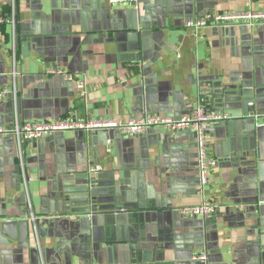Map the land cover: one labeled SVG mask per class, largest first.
Masks as SVG:
<instances>
[{"label": "crops", "instance_id": "obj_1", "mask_svg": "<svg viewBox=\"0 0 264 264\" xmlns=\"http://www.w3.org/2000/svg\"><path fill=\"white\" fill-rule=\"evenodd\" d=\"M12 1L0 0V17L11 15ZM139 2L136 11L109 0H15V33L12 23L0 24V92L8 91L0 98V127L68 116L178 119L219 82L264 89V21L185 26L209 12L263 13L264 0ZM55 67L84 79L86 96L48 73ZM261 110L247 120L227 115L218 125L209 148L218 167L203 193L194 133L180 140L156 128L124 137L117 130L67 131L21 145L0 135V264H264ZM255 163L258 183L249 177ZM86 172L123 175L152 205L143 212L116 208L95 220L59 212V194ZM208 200L214 214L181 212ZM140 247L147 261L137 257ZM202 255L206 261L194 259Z\"/></svg>", "mask_w": 264, "mask_h": 264}, {"label": "built area", "instance_id": "obj_2", "mask_svg": "<svg viewBox=\"0 0 264 264\" xmlns=\"http://www.w3.org/2000/svg\"><path fill=\"white\" fill-rule=\"evenodd\" d=\"M112 5H128L132 6L136 11L140 9L139 0H109ZM11 15L0 17V24L12 23L13 31L16 28V6L15 0L12 1ZM264 21L263 13L254 12H209L206 15L194 16L185 22L188 29H202L207 27H222L230 26L235 23H249ZM15 39V34H14ZM16 42H13V50L15 53ZM49 74L62 75L66 81L77 85L79 94L82 98L86 96V81L79 78L73 73L55 67L48 70ZM8 91L0 92V98H3ZM210 90L204 89L199 99V104L193 112L182 116L180 119H175L159 114L145 115L137 119H131L127 123H121L117 119L108 120H93V119H73L70 116L63 117L55 121H34L29 123H19L13 127H0V135H12L18 141V145L25 140H41L49 135L67 132V131H96V130H118L123 135L133 136L145 133L151 128L165 129L169 132L181 130H190L196 134L197 142V160H198V178L200 193L204 192L212 180V173L218 167V159L212 157L209 153L210 142L218 125L226 120L227 115L214 111L209 104ZM253 105V103H251ZM22 161V154H21ZM95 171H100L101 167L96 166ZM25 177L27 184L28 180ZM125 211V210H122ZM216 206L214 202L204 201L202 205L183 209L181 212L185 215L204 216L214 214ZM119 214V212H116ZM196 260L206 261L207 257L202 255L195 257Z\"/></svg>", "mask_w": 264, "mask_h": 264}, {"label": "water", "instance_id": "obj_3", "mask_svg": "<svg viewBox=\"0 0 264 264\" xmlns=\"http://www.w3.org/2000/svg\"><path fill=\"white\" fill-rule=\"evenodd\" d=\"M206 14L207 13L200 14V16ZM263 95L264 89H260L259 87H250V84H245V86H243L242 84L238 86L234 83L219 82L214 86L213 89L211 88L210 90L209 104L210 107L218 113L225 114L234 118L243 117L245 118V120H247L249 118H256L255 116L261 113V108L264 107V105H262L264 103ZM251 103H253V105H251ZM247 123L249 125H252V128H254V125L251 121H248ZM117 132L120 136H126L118 130ZM170 133L171 134L169 135H171L173 139L177 137L181 140L184 136L190 135L194 132L190 130H181ZM194 135L196 137L195 133ZM247 171L249 172L250 169H248ZM253 171L254 174L252 176H249L250 181L258 183V181L261 180V171L259 170L257 163H255ZM100 175L101 174H99L98 176ZM98 176L89 175L86 172L85 175L78 177L79 180H82L81 183L73 181L67 183L65 191L59 194V197L61 196L62 199L65 200V205H63V209L61 211L59 209V212H70L72 210L76 213L84 212L87 214H92L95 220L97 219L95 215L104 213L107 214L108 212H111L116 208L118 210L124 209L128 211L127 213H131L129 211L143 212L147 209V206L152 205L151 200L148 199L149 194L146 192L145 195H143L141 193L143 189L141 187H137L133 182L131 184H126L128 180L126 177H123V175H120V178L118 180L114 179L113 174H105L101 175L100 177ZM96 179H103L105 182L97 183L98 181ZM77 206H84L85 209H74ZM130 218L139 219V215L131 214ZM129 221L133 222L136 220ZM123 229L125 233L126 231H130V228L127 224L123 225ZM261 231L264 232V227L261 228ZM124 240H126L125 236H122L120 234V241L122 242ZM129 240L136 241L137 239L134 240L131 237ZM139 249L140 250L136 252L137 257L144 261H147V259L143 256L145 248L140 247ZM140 259L139 262L142 261H140ZM119 264L123 263L119 262ZM131 264H135L134 259H131Z\"/></svg>", "mask_w": 264, "mask_h": 264}]
</instances>
